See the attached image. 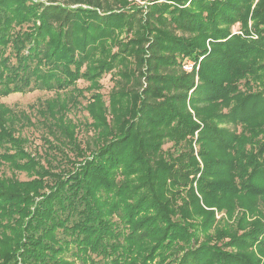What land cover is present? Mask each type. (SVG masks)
Segmentation results:
<instances>
[{"label":"trees","instance_id":"trees-1","mask_svg":"<svg viewBox=\"0 0 264 264\" xmlns=\"http://www.w3.org/2000/svg\"><path fill=\"white\" fill-rule=\"evenodd\" d=\"M34 92L0 264H264V0H0V99Z\"/></svg>","mask_w":264,"mask_h":264},{"label":"rangeland","instance_id":"rangeland-1","mask_svg":"<svg viewBox=\"0 0 264 264\" xmlns=\"http://www.w3.org/2000/svg\"><path fill=\"white\" fill-rule=\"evenodd\" d=\"M136 2L139 5H145L148 0H132ZM101 84L103 85L101 92L104 94L105 99H108V95L113 88L114 83V78L113 74H107L101 81ZM89 84L84 82V81H79L78 86L80 88H86ZM52 93H47V92H34V93H29V94H15L11 95L7 98H2L0 99V102L5 103L13 108L16 109H24V110H29V107L35 103H37L39 100H44L49 97H52ZM77 119L80 121H84L85 118L87 117V113L84 112V110L79 111L76 116ZM31 134L33 138V143L34 145H40L41 141L37 138L38 133L36 130L32 131ZM171 146V143H167L165 145V149ZM21 179H26L25 175L20 176Z\"/></svg>","mask_w":264,"mask_h":264},{"label":"built area","instance_id":"built-area-1","mask_svg":"<svg viewBox=\"0 0 264 264\" xmlns=\"http://www.w3.org/2000/svg\"><path fill=\"white\" fill-rule=\"evenodd\" d=\"M193 64L189 63L188 66L186 67V69L190 70L192 68Z\"/></svg>","mask_w":264,"mask_h":264}]
</instances>
